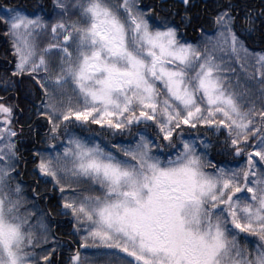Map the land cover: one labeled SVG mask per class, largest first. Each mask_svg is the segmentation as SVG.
Here are the masks:
<instances>
[{"label":"snow or ice","instance_id":"1","mask_svg":"<svg viewBox=\"0 0 264 264\" xmlns=\"http://www.w3.org/2000/svg\"><path fill=\"white\" fill-rule=\"evenodd\" d=\"M0 35V264H264V0L4 3Z\"/></svg>","mask_w":264,"mask_h":264},{"label":"trees","instance_id":"2","mask_svg":"<svg viewBox=\"0 0 264 264\" xmlns=\"http://www.w3.org/2000/svg\"><path fill=\"white\" fill-rule=\"evenodd\" d=\"M12 1L18 2V0H12ZM21 2H23V4ZM49 2H50V0H21V1H19L20 5L22 4V5L26 6L27 8H29L30 10L38 4H44L45 6H47ZM146 2H147V0H146ZM206 2L209 4V6H211L213 4V0H206ZM250 2L255 3L257 5L259 4V0H250ZM2 37L3 36L0 35V72H2V70L5 67L11 68L13 66L11 63L13 58L10 55V46H9L8 42L6 41V39L4 37L3 38ZM187 39L190 42H195L197 39V34L192 32L191 30H189L188 34H187ZM249 46L250 47H256L257 50H259V47H260L259 40L255 39L253 41H250ZM0 95H5V93L2 91V89H0ZM23 147H31V141L29 140V138L27 136L25 137V143L22 146V148ZM213 158L214 159L217 158V157H215V153H213ZM67 227H68V225L65 223L63 225V228L66 229ZM68 254L69 253L67 251H65L63 253L62 259L66 260Z\"/></svg>","mask_w":264,"mask_h":264},{"label":"flooded vegetation","instance_id":"3","mask_svg":"<svg viewBox=\"0 0 264 264\" xmlns=\"http://www.w3.org/2000/svg\"><path fill=\"white\" fill-rule=\"evenodd\" d=\"M19 1H21V0H18V2H13L12 0H0V4H4V3L20 4ZM21 3L23 4V2H21Z\"/></svg>","mask_w":264,"mask_h":264},{"label":"rangeland","instance_id":"4","mask_svg":"<svg viewBox=\"0 0 264 264\" xmlns=\"http://www.w3.org/2000/svg\"><path fill=\"white\" fill-rule=\"evenodd\" d=\"M89 254H91V253H89Z\"/></svg>","mask_w":264,"mask_h":264}]
</instances>
